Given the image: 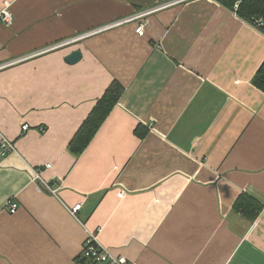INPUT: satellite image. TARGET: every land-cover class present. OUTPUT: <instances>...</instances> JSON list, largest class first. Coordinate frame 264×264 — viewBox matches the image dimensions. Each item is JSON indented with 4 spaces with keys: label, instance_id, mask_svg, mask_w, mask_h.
<instances>
[{
    "label": "crops",
    "instance_id": "crops-1",
    "mask_svg": "<svg viewBox=\"0 0 264 264\" xmlns=\"http://www.w3.org/2000/svg\"><path fill=\"white\" fill-rule=\"evenodd\" d=\"M4 3L0 264H103L81 257L89 233L128 264H264V33L216 0Z\"/></svg>",
    "mask_w": 264,
    "mask_h": 264
},
{
    "label": "trees",
    "instance_id": "trees-1",
    "mask_svg": "<svg viewBox=\"0 0 264 264\" xmlns=\"http://www.w3.org/2000/svg\"><path fill=\"white\" fill-rule=\"evenodd\" d=\"M216 1L232 9L234 3L238 0ZM237 13L241 18L246 19L254 25L257 20H260L262 22L259 23L260 29L264 33V0H240ZM252 83L264 93V62L255 74ZM121 92L122 89L117 84L109 86L106 94L98 101L93 111L76 132L74 138L70 141L68 148L74 156H79L86 148L105 117L118 101Z\"/></svg>",
    "mask_w": 264,
    "mask_h": 264
},
{
    "label": "built area",
    "instance_id": "built-area-1",
    "mask_svg": "<svg viewBox=\"0 0 264 264\" xmlns=\"http://www.w3.org/2000/svg\"><path fill=\"white\" fill-rule=\"evenodd\" d=\"M7 6H8L7 3H5V7L3 8L0 14V20H3L4 23L11 24L12 16L8 12ZM135 32L138 35H142L143 27L142 26L137 27ZM28 128L29 127L26 124L21 127L22 131H27ZM14 151H15L14 144L8 139H6L5 137L1 136L0 137V157H4L8 153L14 152ZM46 168H49V165H46ZM32 173L34 174L36 178H38L41 181V179L39 178L38 171L32 170ZM42 186H44V188L48 190L50 193L52 194L56 193V191L52 189L50 186L44 183H42ZM119 197L122 198L123 193H120ZM16 208H17V205L15 203L8 204V210L10 213H14L16 211ZM79 209H80V204H76L71 208L70 212L72 215L76 216ZM99 231L100 229H98V232ZM81 257L83 260L88 261L90 263L128 264L127 260L124 257L112 256L109 253V251L98 242L97 235L94 233H89L88 236L86 237L84 244H83Z\"/></svg>",
    "mask_w": 264,
    "mask_h": 264
},
{
    "label": "rangeland",
    "instance_id": "rangeland-1",
    "mask_svg": "<svg viewBox=\"0 0 264 264\" xmlns=\"http://www.w3.org/2000/svg\"><path fill=\"white\" fill-rule=\"evenodd\" d=\"M239 3H240V0H238L236 3H234V5H233V8H232V10H234V11H236V13H237V10H238V5H239ZM237 6V7H236ZM5 7V3L3 4V8ZM8 7V6H7ZM3 8H2V10H3ZM2 10H0V14H1V12H2ZM238 14V13H237ZM247 21V20H246ZM12 23V22H11ZM259 23H262L260 20H257L256 21V24H255V27H257L258 29H260V25H259ZM0 25L1 26H4V27H7L8 25H10V24H7V23H4L3 22V20H0ZM261 30V29H260ZM262 31V30H261ZM50 167V166H49ZM45 168H46V166H45ZM119 195L120 194H118L117 196L119 197ZM120 198V197H119Z\"/></svg>",
    "mask_w": 264,
    "mask_h": 264
},
{
    "label": "water",
    "instance_id": "water-1",
    "mask_svg": "<svg viewBox=\"0 0 264 264\" xmlns=\"http://www.w3.org/2000/svg\"><path fill=\"white\" fill-rule=\"evenodd\" d=\"M80 59H81L80 52L74 51L66 57L65 62L73 65V64L77 63Z\"/></svg>",
    "mask_w": 264,
    "mask_h": 264
},
{
    "label": "bare ground",
    "instance_id": "bare-ground-1",
    "mask_svg": "<svg viewBox=\"0 0 264 264\" xmlns=\"http://www.w3.org/2000/svg\"><path fill=\"white\" fill-rule=\"evenodd\" d=\"M143 34V33H142Z\"/></svg>",
    "mask_w": 264,
    "mask_h": 264
}]
</instances>
